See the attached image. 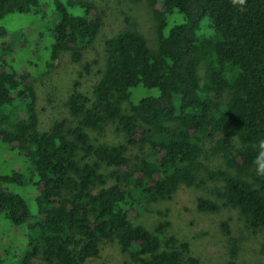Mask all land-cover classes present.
Masks as SVG:
<instances>
[{
	"label": "trees",
	"instance_id": "16d2710c",
	"mask_svg": "<svg viewBox=\"0 0 264 264\" xmlns=\"http://www.w3.org/2000/svg\"><path fill=\"white\" fill-rule=\"evenodd\" d=\"M147 2L155 45L128 27L104 38V67L89 94L83 80L94 71L104 11L89 0H0V142L20 165L0 170V217L18 228L0 264H202L189 242L164 236L169 221L151 230L131 213L181 185L199 186L208 142L225 159L208 171L223 183L218 197L264 231V177L253 164L264 138V0H246L243 11L231 0ZM49 4L34 55L43 75L65 58L79 67L65 103L76 124L61 118L41 130L37 77L15 66L3 21L43 18ZM140 86L158 94L132 102ZM110 123L125 141L93 143L90 132ZM130 146L140 154L129 156ZM197 206L220 209L207 197ZM108 247L122 262L104 254ZM231 256L227 264H238L234 245Z\"/></svg>",
	"mask_w": 264,
	"mask_h": 264
},
{
	"label": "rangeland",
	"instance_id": "374dc122",
	"mask_svg": "<svg viewBox=\"0 0 264 264\" xmlns=\"http://www.w3.org/2000/svg\"><path fill=\"white\" fill-rule=\"evenodd\" d=\"M47 1V0H42ZM96 3L104 11V25L102 27L99 46L93 55V73L83 80V89L91 94L98 72L104 67L105 48L103 39L114 36L128 27L143 33L151 46L156 43V20L147 0H89ZM43 18L38 15H15L3 21L10 31L6 42L10 45V56L19 71L32 72L36 78V88L39 92V129L48 130L58 119L66 118L69 125L76 122L71 119L65 103L71 92L74 79L79 67L65 58L62 65L43 75L41 61L35 58L36 34L38 30L47 31L50 22L48 16L53 11L51 4L46 5ZM127 19V20H126ZM172 22V21H171ZM46 34H48L46 32ZM25 41V43H24ZM34 59V60H33ZM33 60V61H31ZM155 88L140 86L133 91L132 102L149 95H156ZM124 110L129 111V104H123ZM91 141L95 144H117L125 141V135L118 129L116 123H110L103 133L90 132ZM6 145L0 142V170L5 171L11 164L19 168V163H13V155ZM140 151L137 146H130L129 156L135 157ZM12 155V156H11ZM10 157V158H9ZM206 170L199 172V186L181 185L170 197L135 208L131 213V220L136 224H143L151 230L160 222L169 221L164 236L174 235L181 241L190 244L192 253L202 264H227L232 260L231 250L236 249L234 258L238 264H264V231H255L247 222L246 217L237 209L224 205V200L217 192L222 189V181L211 179L209 170L225 168L222 155L211 152V144L204 148L201 158ZM7 161V162H6ZM200 197L216 200L220 209L216 212L200 211L197 206ZM29 205L33 201L28 200ZM32 209L35 212V209ZM18 228L0 217V249L13 243ZM105 255H109L113 262H122L119 253L106 248Z\"/></svg>",
	"mask_w": 264,
	"mask_h": 264
},
{
	"label": "clouds",
	"instance_id": "9594fccd",
	"mask_svg": "<svg viewBox=\"0 0 264 264\" xmlns=\"http://www.w3.org/2000/svg\"><path fill=\"white\" fill-rule=\"evenodd\" d=\"M233 5H239L241 10H244L246 0H231ZM256 155L253 158V164L255 165V172L257 176L264 177V138L259 139L253 145Z\"/></svg>",
	"mask_w": 264,
	"mask_h": 264
}]
</instances>
